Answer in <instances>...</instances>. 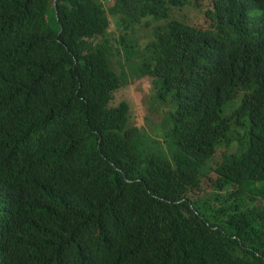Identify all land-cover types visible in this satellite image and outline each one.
<instances>
[{
  "label": "trees",
  "instance_id": "1",
  "mask_svg": "<svg viewBox=\"0 0 264 264\" xmlns=\"http://www.w3.org/2000/svg\"><path fill=\"white\" fill-rule=\"evenodd\" d=\"M109 15L169 155L113 105ZM0 264H264V0H0Z\"/></svg>",
  "mask_w": 264,
  "mask_h": 264
},
{
  "label": "rangeland",
  "instance_id": "2",
  "mask_svg": "<svg viewBox=\"0 0 264 264\" xmlns=\"http://www.w3.org/2000/svg\"><path fill=\"white\" fill-rule=\"evenodd\" d=\"M105 4H108L105 2ZM108 6V5H107ZM203 15L202 10L198 8L185 7L181 10L173 9L171 19L188 22L193 25H197L201 22ZM111 26L108 33V38L113 44L115 51L110 57V62L113 70L122 75L123 69L128 74V84L123 86L114 94L113 105L125 101L130 105V126L138 127L143 135V143L149 144L155 142L154 147H158V143L163 150L169 155V147L166 143L165 133V119L170 112L175 111V104L172 101L167 103H161L157 100L156 94L158 91L157 80L146 76L139 78L134 73L133 64L137 63L139 57H135L131 60H126V55L122 51L121 46L118 43L120 36V29L116 24V20L113 16L109 15ZM162 21H155L153 19H147L144 25L137 26L134 32L130 35L133 43L138 44L137 51L143 52L147 44L154 39L156 30L159 26L164 25ZM120 48V56L117 54L116 48ZM134 73V74H133ZM235 147L230 149L233 152ZM220 151L224 152L225 148ZM220 158V153L218 158ZM207 194V192L205 193Z\"/></svg>",
  "mask_w": 264,
  "mask_h": 264
},
{
  "label": "water",
  "instance_id": "3",
  "mask_svg": "<svg viewBox=\"0 0 264 264\" xmlns=\"http://www.w3.org/2000/svg\"><path fill=\"white\" fill-rule=\"evenodd\" d=\"M55 3H56V0H55Z\"/></svg>",
  "mask_w": 264,
  "mask_h": 264
},
{
  "label": "bare ground",
  "instance_id": "4",
  "mask_svg": "<svg viewBox=\"0 0 264 264\" xmlns=\"http://www.w3.org/2000/svg\"><path fill=\"white\" fill-rule=\"evenodd\" d=\"M100 256V255H99Z\"/></svg>",
  "mask_w": 264,
  "mask_h": 264
}]
</instances>
